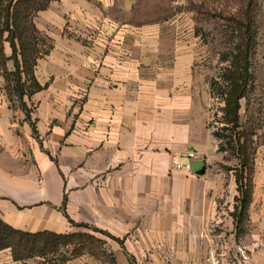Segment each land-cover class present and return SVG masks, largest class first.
<instances>
[{"label":"crops","instance_id":"obj_1","mask_svg":"<svg viewBox=\"0 0 264 264\" xmlns=\"http://www.w3.org/2000/svg\"><path fill=\"white\" fill-rule=\"evenodd\" d=\"M133 2L57 0L40 12L51 45L34 69L42 90L11 96L0 70V220L102 241L56 264H264V113L238 227L236 177L218 151L196 49L159 22L134 25L147 21ZM191 150L204 174L172 171L171 157ZM0 264L50 263L5 249Z\"/></svg>","mask_w":264,"mask_h":264},{"label":"trees","instance_id":"obj_2","mask_svg":"<svg viewBox=\"0 0 264 264\" xmlns=\"http://www.w3.org/2000/svg\"><path fill=\"white\" fill-rule=\"evenodd\" d=\"M54 1L57 0H0V70L10 84L11 96L21 98L43 89L35 78L34 69L38 61L49 54L51 46L48 44L47 38L37 29L35 18L40 12L47 10ZM246 21V34H250L252 24L247 15ZM7 44L11 49L9 57L6 55ZM250 46L251 43L248 42L244 44V49L238 48L237 71L228 77V92L226 91L222 95L225 103L223 121L226 126L220 131H230L232 136H223L219 131L214 132V136L219 142L218 151L222 153L230 150L239 161L236 168L226 167V170H233L236 177L239 196L236 198L238 205L233 216L238 227L248 217L252 197L254 151L251 152V150L254 145L253 137L257 130V126H254L250 132L238 131L241 128V101L247 98L253 79V74L250 72ZM9 62H13V71L8 69ZM223 138L227 139L225 145L222 143ZM91 230L108 236L106 232L92 228ZM239 231L241 232V230ZM96 244H102V241L90 234L64 235L51 232L30 234L15 230L0 220V251L10 249L15 261L26 262L29 258L40 257L45 258L50 264H56L58 261L79 256ZM64 248L73 249L70 256L57 258L56 256ZM50 255L53 256V259L49 258ZM108 259L110 264H116L110 257Z\"/></svg>","mask_w":264,"mask_h":264},{"label":"rangeland","instance_id":"obj_3","mask_svg":"<svg viewBox=\"0 0 264 264\" xmlns=\"http://www.w3.org/2000/svg\"><path fill=\"white\" fill-rule=\"evenodd\" d=\"M133 7L135 18L147 21L134 25L156 26L159 22L165 30H178L195 47V72L201 89L207 88L212 98L215 115L212 127L223 136L232 133L220 131L226 126L222 95L228 90V77L237 71L238 48L244 49V44L251 43L249 61L253 79L247 98L241 101L238 131L250 132L254 126L258 127L264 113V0H134ZM246 15L251 19L250 34H246ZM226 140L222 139L224 145ZM253 149L254 145L251 152ZM222 153L230 164L228 168L238 166L239 161L230 150ZM72 250L64 248L56 257L70 256Z\"/></svg>","mask_w":264,"mask_h":264},{"label":"built area","instance_id":"obj_4","mask_svg":"<svg viewBox=\"0 0 264 264\" xmlns=\"http://www.w3.org/2000/svg\"><path fill=\"white\" fill-rule=\"evenodd\" d=\"M182 159H186L187 162H183ZM201 160H202L201 156L196 151L193 150L187 152L186 154H175L171 157V170L172 171L183 170L192 173L193 164ZM242 258L244 262H248L250 260V258L243 252H242Z\"/></svg>","mask_w":264,"mask_h":264},{"label":"water","instance_id":"obj_5","mask_svg":"<svg viewBox=\"0 0 264 264\" xmlns=\"http://www.w3.org/2000/svg\"><path fill=\"white\" fill-rule=\"evenodd\" d=\"M205 164L204 163H197L193 165V172L197 174H204L205 172Z\"/></svg>","mask_w":264,"mask_h":264}]
</instances>
